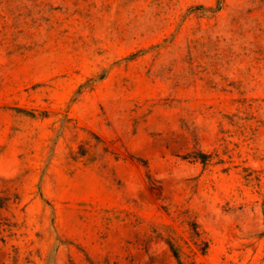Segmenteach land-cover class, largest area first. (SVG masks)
<instances>
[{
  "label": "rangeland",
  "instance_id": "rangeland-1",
  "mask_svg": "<svg viewBox=\"0 0 264 264\" xmlns=\"http://www.w3.org/2000/svg\"><path fill=\"white\" fill-rule=\"evenodd\" d=\"M0 264H264V0H0Z\"/></svg>",
  "mask_w": 264,
  "mask_h": 264
}]
</instances>
